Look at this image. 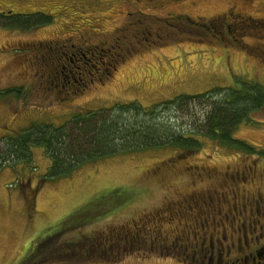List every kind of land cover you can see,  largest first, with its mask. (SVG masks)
<instances>
[{
	"label": "rangeland",
	"instance_id": "obj_1",
	"mask_svg": "<svg viewBox=\"0 0 264 264\" xmlns=\"http://www.w3.org/2000/svg\"><path fill=\"white\" fill-rule=\"evenodd\" d=\"M2 8L17 15L47 9L53 16L26 29L0 19V140L119 103L152 107L235 87L237 79L264 86V0H0ZM203 23L211 27L197 28ZM66 42L67 69L56 80L52 62ZM78 45V57L93 74L87 79H94L86 89L74 88L82 84V63L73 56ZM235 138L264 150V111L238 126ZM202 141L194 154L174 147L126 152L45 180L51 160L43 148H34L32 165L0 169V264H19L49 229L104 198L102 217L48 245L91 243L89 251L57 259L43 252L39 264H188L166 247L194 223L190 207L205 208L226 196L239 208L253 207L264 196V158L207 137ZM121 191L131 195L124 205L117 202ZM132 222L146 241L134 239L130 247L109 240L115 227Z\"/></svg>",
	"mask_w": 264,
	"mask_h": 264
},
{
	"label": "trees",
	"instance_id": "obj_2",
	"mask_svg": "<svg viewBox=\"0 0 264 264\" xmlns=\"http://www.w3.org/2000/svg\"><path fill=\"white\" fill-rule=\"evenodd\" d=\"M0 19H5L3 21L9 27L26 29L48 23L51 17L14 14ZM237 84L197 95H180L152 107H144L138 101L119 103L108 109L77 113L63 125L35 124L16 136H5L0 140V169L15 167L19 163L32 165L33 149L41 147L51 160L43 180L59 179L88 162L126 152L174 147L194 154L202 149L203 137L264 158V150L235 138L238 126L249 122L253 114L264 111V86L243 79H237ZM200 104L205 108L197 112L196 107ZM117 196L122 197L117 201L118 205L126 204L131 198L127 191H121ZM102 200L89 203L57 227L49 229L44 237L35 241L19 264H39L40 256L48 251L47 255L56 259L86 254L85 248L91 243H68L61 246L65 247V253L59 249L61 247L48 249V245L54 239L80 230L102 217L105 213H98L103 207ZM111 234L109 240L113 238L114 243H129L130 247L137 244L134 239L146 236L137 231L133 222L115 227ZM148 238L146 236L144 241ZM60 260L64 261V258L56 262Z\"/></svg>",
	"mask_w": 264,
	"mask_h": 264
},
{
	"label": "flooded vegetation",
	"instance_id": "obj_3",
	"mask_svg": "<svg viewBox=\"0 0 264 264\" xmlns=\"http://www.w3.org/2000/svg\"><path fill=\"white\" fill-rule=\"evenodd\" d=\"M43 11L47 13L37 11L34 13V11H28L27 14L33 15L34 13L35 15L42 14L48 17L53 16L47 9ZM14 14L15 12L12 9L6 10L2 8L0 10V16L3 17L12 16ZM198 27L210 28L211 25L210 23H203V25H197V28ZM68 43L69 42L62 43V45L57 46V60L56 62L55 60L52 62L53 70L51 71L52 77L56 80L62 78L61 75L64 72L62 69H67L64 65V60H66V54L70 47ZM75 48H77V50L74 51L73 56L78 60L77 62H81L78 54L80 48H83V45H78V47ZM93 48L92 46L89 51H94ZM85 56L86 54L83 53L81 57ZM61 62H63V64ZM81 63L82 65L77 66V73L80 75L82 84L78 83L74 88L86 89L87 84L93 82L94 79L88 81L87 78L89 75L93 74L85 70L87 63ZM71 72L75 76V71L73 69ZM108 72L109 69L105 71V74H108ZM45 73L49 74V70H46V72L44 71V74ZM66 83L68 82L66 81ZM66 83H63L62 86L65 89L67 86ZM260 197V200H257V205L254 206L253 204V207L246 204L243 205L242 208H239L233 202L231 203L232 197L230 196H226L223 200L218 198L216 199V203L208 205V207L205 206V208L197 206H194L195 208H193V206L190 207L188 212L193 213L192 221L194 223L187 226L186 232L176 234L171 245L168 240V243L166 242V249H169V252L171 250L172 253L182 256V260L188 261V264H264V245H258L260 242L259 239L264 238V196L260 194ZM226 198L227 201L225 202ZM236 201H238V199ZM250 207L252 208L249 210ZM219 214L223 216H218ZM235 224L239 227L237 228ZM231 228L233 229L232 231ZM212 229L213 231L211 232Z\"/></svg>",
	"mask_w": 264,
	"mask_h": 264
}]
</instances>
